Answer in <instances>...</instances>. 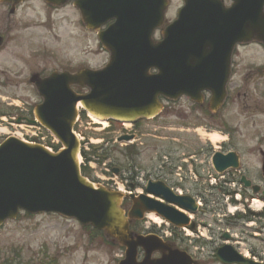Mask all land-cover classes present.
Wrapping results in <instances>:
<instances>
[{"label":"water","instance_id":"1","mask_svg":"<svg viewBox=\"0 0 264 264\" xmlns=\"http://www.w3.org/2000/svg\"><path fill=\"white\" fill-rule=\"evenodd\" d=\"M98 1L101 3L95 4L94 10L101 13V22L116 18V23L102 34L103 42L112 52L111 63L104 70L80 74L78 81L92 88L89 94L72 93L69 99L71 92L62 91L61 95L38 108V114L43 116L42 123L64 143L65 150L53 154L41 145L15 139L0 145V224L7 218H15L19 209L30 213L56 212L106 229L129 247L127 254L131 257L135 246L144 244L147 239L139 238L130 244L126 234L128 224L119 207L121 195L96 189L81 175L77 162L79 143L71 133L76 103L81 100L87 110L100 117H150L161 107L159 95L197 92L199 89L193 86H198L203 70L210 72L209 66L222 65L224 69L220 72L227 77L226 67L236 42L256 36L264 43V0H246L245 5L242 1L230 8H224L221 0H185L186 5L178 19L165 29L163 40L157 43L151 36L161 23L164 0L153 4V9L159 12L158 18L152 19L129 14L135 10L131 6H136L140 0H115V6L110 0ZM86 7V4L82 6V10ZM151 67H156L159 72L148 75ZM173 69L174 80L171 77ZM212 86L209 88L213 91L221 90ZM221 87L224 89V85ZM56 104H69L70 108L53 118L52 107ZM213 161L220 171L231 165L237 166L233 154L223 157L216 154ZM242 181L246 186L250 185L244 178ZM253 189L258 191V187ZM147 191L190 211L197 209L192 197L176 196L162 182L149 183ZM144 211H157L179 225L188 222L172 207L142 196L134 201L130 216H141ZM217 257L226 264H258L245 261L230 245L220 248ZM130 260L120 264H138ZM146 262L143 264H151ZM157 262L154 264H171L166 260Z\"/></svg>","mask_w":264,"mask_h":264},{"label":"flooded vegetation","instance_id":"2","mask_svg":"<svg viewBox=\"0 0 264 264\" xmlns=\"http://www.w3.org/2000/svg\"><path fill=\"white\" fill-rule=\"evenodd\" d=\"M172 5L176 9L175 15L168 17V23L174 20L178 10L183 6V0L176 3L168 0V10ZM80 25L82 36L86 32L96 34L95 31L88 29L75 0H0V118H7V129L13 136L25 130L23 123L35 118L34 110L43 100L39 88L45 84L49 76L56 72L66 71L76 74L84 68L95 69L96 66L91 59L93 50H86L81 55L77 53L76 43L80 36ZM160 33L161 31L157 30L154 37L159 39ZM48 36L53 38L48 40L49 42ZM48 43H52V46ZM252 45L259 47L264 58V47L261 44H241L237 50H234L230 62V75L225 86V97L221 102L214 99L208 89L202 90L197 99L182 95L167 100L161 121H154V124L158 126L160 124L159 128L166 130L171 171L179 166L186 167L185 163L189 161L186 156L190 152L199 157L211 152L210 145L206 141L203 143L197 134L198 125H215L222 135V142L218 148L225 153L231 151V147L235 145L239 128L233 122V118L236 117L239 108L245 114L248 113L247 120L250 118L254 120L259 114L264 115V61L260 62L254 55L252 61L244 65L242 59V53L245 52L243 49ZM240 47L242 49H239ZM103 52L109 56L105 50ZM210 80L216 81V76H211ZM72 88L79 87L72 85ZM146 121L139 120L133 124L135 136H146L142 133L145 131L143 124ZM112 124L117 126L119 123L112 121ZM164 124L166 127L163 126ZM159 128L154 130L159 132ZM110 133L108 131L107 134ZM4 138L5 136H1L0 140ZM106 138L109 144L104 151L106 160L104 164L112 166V170L122 176L137 175L132 171L134 163L126 155V150L111 144L112 135ZM145 141H147L146 137ZM116 158L122 159V162L118 163ZM116 163L117 166L112 165ZM133 198L136 196L130 195L124 199V202L130 207ZM131 228L137 234H159L164 237L163 229L147 225L146 220L132 221ZM164 239L168 241L174 252L176 250L187 252L188 248L190 249L185 238L172 228H170V237ZM8 244L11 245L12 242ZM162 254L154 251L152 258L159 259ZM178 254L182 257L173 258L171 261L173 264H222L214 259L212 261V258L209 261L201 253L198 258H193L192 262L183 253ZM118 257L121 255H117L116 258ZM116 258L113 260L118 264ZM143 258V250L139 248L138 262ZM47 263L54 262L14 259L0 261V264Z\"/></svg>","mask_w":264,"mask_h":264},{"label":"rangeland","instance_id":"3","mask_svg":"<svg viewBox=\"0 0 264 264\" xmlns=\"http://www.w3.org/2000/svg\"><path fill=\"white\" fill-rule=\"evenodd\" d=\"M177 1L180 0H173L174 3ZM174 9L172 5L169 9L170 15H172ZM79 29V34H81L80 31L82 28L79 27ZM50 39L53 38L48 36L47 41ZM48 45L52 46V43H48ZM76 47L78 54H84L86 50L91 51L95 49V55L92 54L91 58L94 65L103 63L104 59L99 54L97 39L92 34L79 37ZM243 51H245L242 53L244 65L252 61L254 55L258 57L260 62L264 61L262 53L257 45L244 48ZM247 116L248 113L245 114V112L239 108V112L236 117L233 118V122L239 128L234 148L243 156L242 166L239 171L246 174L255 184H259L264 189V176L261 171L262 155L259 152L260 148L264 149V115L259 114L254 120L251 118L247 120ZM152 124V122L146 123L147 127L144 128L147 132L145 133H154ZM105 125L107 124H104V126ZM91 127L92 128L86 130L83 128L87 139H102V137L105 136L104 133L106 130H102L103 126L100 125L97 127V125H91ZM115 128L116 126L113 127V130ZM199 132L202 137H205L203 134L204 130H200ZM110 135L107 134L106 136ZM163 135L165 136L166 133ZM147 138L150 139L152 137L148 136ZM142 142H139L141 145V155L138 158V163L142 170L151 172L153 171L152 167L155 166V163L158 161V157L160 158L161 151L165 148L163 145L154 141L144 142V140H142ZM98 145H100V143ZM118 146L121 147L120 145ZM189 155H193V152H190ZM161 156H166V154ZM99 168L100 167H97L96 169L100 172ZM206 170L207 169H205V171ZM194 171L196 173V170ZM87 172L90 178L93 177L97 179L93 171ZM184 172L189 176L190 170L186 169ZM147 174L149 175V173ZM225 176L227 177L226 179L235 181L231 182V184L226 187H229L230 191L234 189L235 193H240L242 188L237 180L239 177L238 171L234 172L235 177L230 173ZM193 179L195 178L193 177ZM197 179L201 180L198 174ZM164 181L168 185H172L165 176ZM200 183L201 184L190 181L186 182L184 186L180 188L185 191L187 190V192L196 198L200 196L201 202L205 204L206 202H204V199L206 200V198L209 197L206 194H210L211 192L215 193V190H209L207 187L208 182H205V180ZM201 192L202 194H200ZM256 203L261 204L258 201ZM214 205V202L205 205L207 207H203L206 212L205 215L197 217V223L200 225L201 232L205 235L206 241H209L211 239L210 237H212L211 235L213 232L210 231L211 228H209V225L213 226L215 219H223L225 214L232 218V213H239V211L244 212V206L245 210L248 211L249 209L250 211V206L252 204L249 200L247 204H242L243 206L239 204L236 207H230V212L227 210L228 208H215ZM247 205H250L249 208H247ZM251 207L254 209V212H256L257 209L263 208L262 205ZM151 217L155 218L154 216ZM257 219L258 218L253 219L252 222H249L247 225L245 224V226L236 223H232V227L224 225L219 226L216 229L218 234H216L214 242L218 245L221 244V232L229 229L235 236V246L243 251L247 249L252 250L257 253V256L264 258V220L259 221ZM220 229H222L221 232ZM91 232L92 231L81 226L77 221L65 219L58 215L43 214L26 216L25 214H21L17 220L14 222H7L6 225L0 229V261H8L11 258L18 257L20 254L19 256L23 261H52L54 262L53 264H116L113 259L117 257V254H121V252H113L112 247L105 243V240H103L104 237L102 236H98V238L95 240L93 239L92 242L91 240L89 241ZM10 242H12L11 245L8 244ZM214 248L215 245L213 244L205 247L203 251L204 255L207 257L211 256Z\"/></svg>","mask_w":264,"mask_h":264},{"label":"bare ground","instance_id":"4","mask_svg":"<svg viewBox=\"0 0 264 264\" xmlns=\"http://www.w3.org/2000/svg\"><path fill=\"white\" fill-rule=\"evenodd\" d=\"M208 138H209L213 143H215L216 141L219 140V137H218V135H216V134H211V135L208 136Z\"/></svg>","mask_w":264,"mask_h":264}]
</instances>
